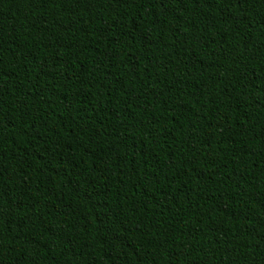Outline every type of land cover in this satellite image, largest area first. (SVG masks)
<instances>
[{"label":"trees","instance_id":"trees-1","mask_svg":"<svg viewBox=\"0 0 264 264\" xmlns=\"http://www.w3.org/2000/svg\"><path fill=\"white\" fill-rule=\"evenodd\" d=\"M0 264H264V0H0Z\"/></svg>","mask_w":264,"mask_h":264}]
</instances>
